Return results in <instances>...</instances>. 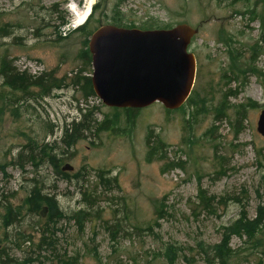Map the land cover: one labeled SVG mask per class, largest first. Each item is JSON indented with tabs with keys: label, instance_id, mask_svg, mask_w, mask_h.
Wrapping results in <instances>:
<instances>
[{
	"label": "rangeland",
	"instance_id": "1",
	"mask_svg": "<svg viewBox=\"0 0 264 264\" xmlns=\"http://www.w3.org/2000/svg\"><path fill=\"white\" fill-rule=\"evenodd\" d=\"M95 1L72 29L84 0H0V70L6 60L47 87L16 91L0 76V264H264V0ZM181 23L199 28L181 110L84 95L98 28ZM48 143L73 172L38 155ZM35 188L51 199L45 218L30 208Z\"/></svg>",
	"mask_w": 264,
	"mask_h": 264
},
{
	"label": "water",
	"instance_id": "2",
	"mask_svg": "<svg viewBox=\"0 0 264 264\" xmlns=\"http://www.w3.org/2000/svg\"><path fill=\"white\" fill-rule=\"evenodd\" d=\"M198 32L186 23L154 30L98 28L89 42L94 94L109 108L139 110L160 103L169 111L180 109L195 83L196 58L189 46ZM257 132L264 138V111ZM61 171L74 167L65 163Z\"/></svg>",
	"mask_w": 264,
	"mask_h": 264
},
{
	"label": "trees",
	"instance_id": "3",
	"mask_svg": "<svg viewBox=\"0 0 264 264\" xmlns=\"http://www.w3.org/2000/svg\"><path fill=\"white\" fill-rule=\"evenodd\" d=\"M98 8V4H96L93 7V11H92V16L94 14V12L96 11V9ZM90 16V17H92ZM90 19V18H89ZM165 28H170L169 27H165ZM83 28H81L82 30ZM90 51L89 53L85 50L82 53V58H87V60L90 62V58H91V54ZM0 76L3 78L5 85L9 86L10 88L16 90V91H25L27 87L30 86H37L42 88V90L44 92L47 91V87H46V81L45 79L41 78V79H37L34 81L33 77H25L24 74H19L14 68L11 67V63L7 62L6 60L2 61V67L0 70ZM85 82H86V89L84 90V95L88 96L90 95H94V90L92 87V83L90 84V78L86 77L84 78ZM48 85V84H47ZM54 84H52L53 86ZM183 107V106H182ZM182 107L178 110H181ZM117 110V109H116ZM127 110L128 112H133L136 111V109H124ZM177 111V110H176ZM87 121V117L85 115L82 116V119L79 123H75L73 122L71 124L70 127L66 126L64 133H63V139L62 142L67 144L68 141H71L72 143L75 142L76 137L80 136V133L77 132V129H75L74 127H79L80 130H83V126L85 124V122ZM104 128H107V123H105L103 125ZM54 146H56V143H53L52 145L48 144H43L39 147V152L38 155L41 156V158L47 159L49 161L52 162L53 167L56 169V172L58 174L61 175H68V173L65 172H60L58 171V163H60L62 160L57 158L58 154H54ZM30 153L31 156L30 158L32 159V161L34 162L35 158L37 157V155L33 154L34 150H38L34 147L30 148ZM23 166V164L21 165ZM48 195H44L42 194V188H35L32 190V194L31 197L29 198V204H30V208L32 211L37 212L39 210H41L44 206L50 205L51 202H49L50 200L48 199ZM11 208L9 206L8 209V214H11ZM59 216V212L58 210H54L51 214V217H57ZM11 264V263H9ZM220 264H227V261L224 257H221V261Z\"/></svg>",
	"mask_w": 264,
	"mask_h": 264
},
{
	"label": "bare ground",
	"instance_id": "4",
	"mask_svg": "<svg viewBox=\"0 0 264 264\" xmlns=\"http://www.w3.org/2000/svg\"><path fill=\"white\" fill-rule=\"evenodd\" d=\"M95 2V0H84V3L81 6L77 4L71 5V12L74 14V29L85 24L86 20L92 14Z\"/></svg>",
	"mask_w": 264,
	"mask_h": 264
},
{
	"label": "built area",
	"instance_id": "5",
	"mask_svg": "<svg viewBox=\"0 0 264 264\" xmlns=\"http://www.w3.org/2000/svg\"><path fill=\"white\" fill-rule=\"evenodd\" d=\"M73 4H74V3H73ZM70 11H71V7H70ZM73 25H74V14H73V22H72V25H71V28H72V29H74V28H73Z\"/></svg>",
	"mask_w": 264,
	"mask_h": 264
},
{
	"label": "flooded vegetation",
	"instance_id": "6",
	"mask_svg": "<svg viewBox=\"0 0 264 264\" xmlns=\"http://www.w3.org/2000/svg\"><path fill=\"white\" fill-rule=\"evenodd\" d=\"M74 169H75V168H74ZM60 171H61V169H60ZM61 172H62V171H61ZM65 173H67V172H65ZM44 207H46V208H47V206H44ZM44 207H43V208H44ZM43 208H42V209H43ZM42 209H41V210H42ZM47 209H48V208H47Z\"/></svg>",
	"mask_w": 264,
	"mask_h": 264
}]
</instances>
